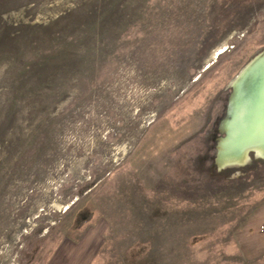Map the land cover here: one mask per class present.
I'll return each instance as SVG.
<instances>
[{
	"label": "rangeland",
	"instance_id": "obj_1",
	"mask_svg": "<svg viewBox=\"0 0 264 264\" xmlns=\"http://www.w3.org/2000/svg\"><path fill=\"white\" fill-rule=\"evenodd\" d=\"M262 58L264 0H0V264H264Z\"/></svg>",
	"mask_w": 264,
	"mask_h": 264
},
{
	"label": "bare ground",
	"instance_id": "obj_2",
	"mask_svg": "<svg viewBox=\"0 0 264 264\" xmlns=\"http://www.w3.org/2000/svg\"><path fill=\"white\" fill-rule=\"evenodd\" d=\"M258 68H260L263 71V74H264V60H262L261 66H258ZM255 70H256L255 68L251 69L248 72V74L249 73L253 74L254 72H256ZM252 83H253V81H252ZM247 95H245L244 97H246ZM239 101H241V100H239ZM239 105H241V104H239ZM240 108H241V106H240ZM242 116H245V115H242ZM240 119H242V118H240ZM250 119H251V123L250 124H252V125H248L247 127L245 126V128L244 129H241L240 131H238V129L237 130L235 129L236 131L243 132V133L241 135H239V136L237 134L236 135L237 137H234V139L231 142V145L229 144L230 145L229 148H232V149H236L237 148L238 149L241 146L244 147L245 145H247V146H251L252 145L253 146V145L256 144V142L258 143L259 140H261V139L263 140L264 139V79H263V83H262L261 98L259 100V108H258V111L254 114L253 117H250ZM244 120H246V119H244ZM233 132H234V129H233ZM233 154H231V155H233ZM237 158H239V157H237ZM230 160H231V158H230Z\"/></svg>",
	"mask_w": 264,
	"mask_h": 264
},
{
	"label": "water",
	"instance_id": "obj_3",
	"mask_svg": "<svg viewBox=\"0 0 264 264\" xmlns=\"http://www.w3.org/2000/svg\"><path fill=\"white\" fill-rule=\"evenodd\" d=\"M262 60H264V58H262L260 60H256L257 61V62L255 61L256 64L251 66L249 68V71L251 69H253V68H255L256 70L260 69V68H258V66H261ZM253 78H255V80L252 83V88H251V90L249 92V99H248V102H247V105H246L247 111L250 112V117H253L254 114L258 111V108H259V100L261 98L262 83H263V79H264L263 71H262V74L257 75L256 77L253 76ZM250 117L247 120L246 127L248 125H252V124H250L251 123ZM242 133L243 132L236 131V135L238 134V136L241 135ZM236 135H235V137H237Z\"/></svg>",
	"mask_w": 264,
	"mask_h": 264
},
{
	"label": "crops",
	"instance_id": "obj_4",
	"mask_svg": "<svg viewBox=\"0 0 264 264\" xmlns=\"http://www.w3.org/2000/svg\"><path fill=\"white\" fill-rule=\"evenodd\" d=\"M255 219L257 221V224L259 223L261 229L264 228V203L261 204L257 210L255 211ZM254 218V217H253ZM252 218V219H253ZM260 234V232H259ZM261 235V234H260ZM258 239V238H257ZM261 240V242H259L261 244V250L264 251V237L263 238H259ZM258 239V240H259Z\"/></svg>",
	"mask_w": 264,
	"mask_h": 264
}]
</instances>
